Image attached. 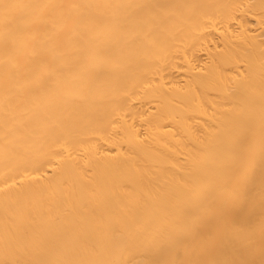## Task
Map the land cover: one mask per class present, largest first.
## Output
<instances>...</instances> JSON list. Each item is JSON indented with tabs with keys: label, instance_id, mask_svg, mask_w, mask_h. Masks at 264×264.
Here are the masks:
<instances>
[{
	"label": "bare ground",
	"instance_id": "1",
	"mask_svg": "<svg viewBox=\"0 0 264 264\" xmlns=\"http://www.w3.org/2000/svg\"><path fill=\"white\" fill-rule=\"evenodd\" d=\"M0 264H264V0H0Z\"/></svg>",
	"mask_w": 264,
	"mask_h": 264
}]
</instances>
